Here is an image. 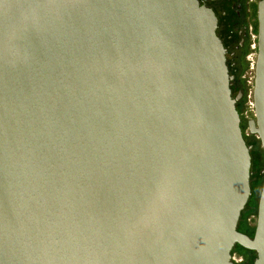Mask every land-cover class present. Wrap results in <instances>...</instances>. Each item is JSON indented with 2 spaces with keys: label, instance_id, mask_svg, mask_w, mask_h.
Instances as JSON below:
<instances>
[{
  "label": "water",
  "instance_id": "water-1",
  "mask_svg": "<svg viewBox=\"0 0 264 264\" xmlns=\"http://www.w3.org/2000/svg\"><path fill=\"white\" fill-rule=\"evenodd\" d=\"M216 30L198 0H0V264H264ZM252 100L264 154V0Z\"/></svg>",
  "mask_w": 264,
  "mask_h": 264
},
{
  "label": "flooded vegetation",
  "instance_id": "flooded-vegetation-1",
  "mask_svg": "<svg viewBox=\"0 0 264 264\" xmlns=\"http://www.w3.org/2000/svg\"><path fill=\"white\" fill-rule=\"evenodd\" d=\"M198 1L200 4H203L206 7L210 8L217 17L216 33L220 38L224 48L226 49V54H229V56L232 58V62H229L230 66L227 65V67H230L233 72H236V67L240 64L238 63L239 61L237 59H239L240 57L244 59L246 54L248 53L249 35L254 36L255 32L257 34V3L259 0H257L256 2H253V0ZM249 6L251 7V9L252 6L256 7V12H254L253 14V23L250 21V19H253L251 18L253 11H251V9L249 10ZM230 75L233 76L232 73ZM234 77L235 76H233V79ZM235 81H237L238 85L236 84L234 93L232 92V89L231 92L233 97H239L236 105L238 108H240V103L243 96L242 84L241 80L237 77H235ZM242 132L246 144L249 146L251 165L255 166L257 168V171L255 173V176L253 177L251 176L252 172H250V196L246 204L248 205L250 203V205L247 208L245 206V208L241 212L240 218L243 217L244 222L242 223L239 219L237 230L249 237H252L255 225L251 226L247 222V217L253 215L255 216L256 221L259 195L258 199H256L254 195L256 194L257 190H261L262 182L264 180V154L261 149L260 142L256 138V136L252 134H246L245 129ZM231 253L245 255V262L243 261L242 264H248L250 260L253 258L255 259L256 256L255 252L245 249L240 245H235Z\"/></svg>",
  "mask_w": 264,
  "mask_h": 264
},
{
  "label": "rangeland",
  "instance_id": "rangeland-1",
  "mask_svg": "<svg viewBox=\"0 0 264 264\" xmlns=\"http://www.w3.org/2000/svg\"><path fill=\"white\" fill-rule=\"evenodd\" d=\"M257 0H253V2H256ZM251 9V7L249 6V10ZM252 12V16L251 18H253V14L254 12H256V7L252 6L251 9ZM250 21L253 23L254 22V18L250 19ZM257 28V26H256ZM253 33V31H252ZM256 53H257V34L256 32L254 33V36L249 35V50L248 53L246 54L245 58L242 59L241 57L239 59H237L240 63L239 65H237L236 67V72H233L231 70L230 67H228L229 69V73L233 74V76L239 78L241 80V84H242V90H243V96H242V100L240 103V108L237 107L236 108L240 114V118H241V122H243L244 125L247 124V121L250 119L254 118V110H253V100H252V89H253V79H254V64H255V58H256ZM229 62H232V58L229 56V54H226V63L228 66H230ZM237 63V64H238ZM235 77L231 82V89L232 92L234 93V90L236 89V84L238 85L237 81H235ZM248 131V130H246ZM247 134H250L247 132ZM257 171V168L253 165H251L250 168V172H252L251 176H255V173ZM260 190V189H259ZM259 190L256 191V194L254 195V197L256 199H258V195H259ZM250 203L248 205H246V208L249 207ZM247 217V216H246ZM240 221L243 223V217L240 218ZM247 222L251 225L254 226L255 225V216H248L247 217ZM241 225V224H240ZM240 228V226H239ZM240 255V254H239ZM243 256V260L245 262V255ZM254 258L250 260V264L253 262Z\"/></svg>",
  "mask_w": 264,
  "mask_h": 264
},
{
  "label": "built area",
  "instance_id": "built-area-1",
  "mask_svg": "<svg viewBox=\"0 0 264 264\" xmlns=\"http://www.w3.org/2000/svg\"><path fill=\"white\" fill-rule=\"evenodd\" d=\"M253 105V103H252ZM248 130L247 129V124H246V128H245V133L247 134V132L249 133V131H246ZM231 259L233 260V262L235 264H242L243 263V256L242 255H239V254H236V253H231Z\"/></svg>",
  "mask_w": 264,
  "mask_h": 264
},
{
  "label": "trees",
  "instance_id": "trees-1",
  "mask_svg": "<svg viewBox=\"0 0 264 264\" xmlns=\"http://www.w3.org/2000/svg\"><path fill=\"white\" fill-rule=\"evenodd\" d=\"M239 110V109H238ZM241 128H242V131L246 128V125L243 124V122H241ZM250 264V262L248 263ZM252 264V263H251Z\"/></svg>",
  "mask_w": 264,
  "mask_h": 264
}]
</instances>
